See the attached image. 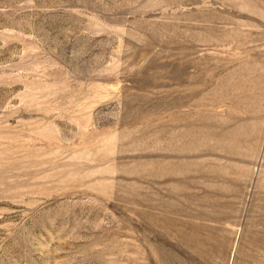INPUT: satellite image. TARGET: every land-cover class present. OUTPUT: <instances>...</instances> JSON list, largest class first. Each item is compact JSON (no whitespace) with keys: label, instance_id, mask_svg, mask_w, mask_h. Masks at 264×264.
I'll list each match as a JSON object with an SVG mask.
<instances>
[{"label":"rangeland","instance_id":"1","mask_svg":"<svg viewBox=\"0 0 264 264\" xmlns=\"http://www.w3.org/2000/svg\"><path fill=\"white\" fill-rule=\"evenodd\" d=\"M0 264H264V0H0Z\"/></svg>","mask_w":264,"mask_h":264}]
</instances>
